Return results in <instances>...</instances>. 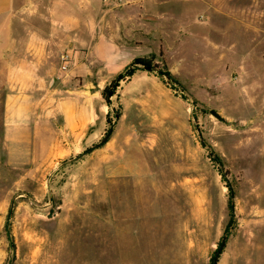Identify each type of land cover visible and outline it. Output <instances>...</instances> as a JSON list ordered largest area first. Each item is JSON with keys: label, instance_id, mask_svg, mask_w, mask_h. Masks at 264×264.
<instances>
[{"label": "rangeland", "instance_id": "1", "mask_svg": "<svg viewBox=\"0 0 264 264\" xmlns=\"http://www.w3.org/2000/svg\"><path fill=\"white\" fill-rule=\"evenodd\" d=\"M128 14L130 59L91 61L93 121L74 133L47 99L8 138L23 47L0 42V264H264V0Z\"/></svg>", "mask_w": 264, "mask_h": 264}, {"label": "crops", "instance_id": "2", "mask_svg": "<svg viewBox=\"0 0 264 264\" xmlns=\"http://www.w3.org/2000/svg\"><path fill=\"white\" fill-rule=\"evenodd\" d=\"M169 1L120 0L110 7L104 0H0V42L4 38L7 54L19 39L23 47L20 57L8 65V138L25 139L27 118L34 112L44 116L38 109L46 107L47 99L56 101L67 133L88 127L93 121L92 97L86 98V83L81 84L79 77H88L92 60L103 62L110 74L121 70L130 50L117 38L128 35V12L150 11L151 6ZM17 27L24 29L22 36L14 31ZM64 53L69 54L70 63L62 71ZM46 85L52 88L45 93Z\"/></svg>", "mask_w": 264, "mask_h": 264}, {"label": "built area", "instance_id": "3", "mask_svg": "<svg viewBox=\"0 0 264 264\" xmlns=\"http://www.w3.org/2000/svg\"><path fill=\"white\" fill-rule=\"evenodd\" d=\"M106 4L108 5H115L120 2V0H104ZM70 63V56L67 53H64L61 55V70L65 71Z\"/></svg>", "mask_w": 264, "mask_h": 264}, {"label": "trees", "instance_id": "4", "mask_svg": "<svg viewBox=\"0 0 264 264\" xmlns=\"http://www.w3.org/2000/svg\"><path fill=\"white\" fill-rule=\"evenodd\" d=\"M132 64H144V65H149V61H146L145 59L143 58H135L134 61L132 62ZM215 112V111H214ZM230 213L231 215L233 214V203H232V196H231V199H230ZM217 261V258L213 259V262L211 264H217L216 263Z\"/></svg>", "mask_w": 264, "mask_h": 264}, {"label": "water", "instance_id": "5", "mask_svg": "<svg viewBox=\"0 0 264 264\" xmlns=\"http://www.w3.org/2000/svg\"><path fill=\"white\" fill-rule=\"evenodd\" d=\"M146 68H150V67H149V66H146ZM107 137H108V134L104 137L103 141L106 140ZM97 146H98V144L94 145L92 148H95V147H97ZM87 152H88V151H86L85 153H87ZM85 153L80 154L79 156H77L76 159L80 158V157L83 156ZM223 245H224V241L222 242V244H221V246H220V249L223 247Z\"/></svg>", "mask_w": 264, "mask_h": 264}]
</instances>
